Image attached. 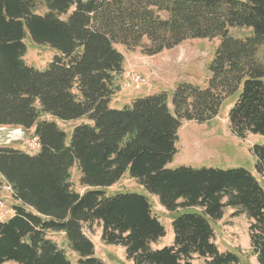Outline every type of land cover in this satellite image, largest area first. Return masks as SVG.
Returning <instances> with one entry per match:
<instances>
[{
  "label": "trees",
  "instance_id": "obj_1",
  "mask_svg": "<svg viewBox=\"0 0 264 264\" xmlns=\"http://www.w3.org/2000/svg\"><path fill=\"white\" fill-rule=\"evenodd\" d=\"M236 27L253 33L234 37ZM28 33L58 51L45 70L25 61ZM215 37L221 41L206 88L179 84L171 103L161 92L110 107L124 73L125 55L116 44L154 55L188 39ZM238 91L231 131L264 134V0H0V126L35 128L40 140L36 154L0 145V175L19 202L16 214L0 222V264H72L50 232L65 233L78 264H105L85 231L95 223L102 240L124 246L132 264H192L196 257L204 264H241L216 242L213 222L226 207L250 219L252 252L264 264L259 179L242 167H168L182 121L215 118ZM46 115L93 123L76 126L67 144V133ZM252 150L264 175V143ZM75 164L84 192L72 182ZM127 172L167 211L199 208L173 219V244L153 248L166 227L148 196L104 190Z\"/></svg>",
  "mask_w": 264,
  "mask_h": 264
},
{
  "label": "rangeland",
  "instance_id": "obj_2",
  "mask_svg": "<svg viewBox=\"0 0 264 264\" xmlns=\"http://www.w3.org/2000/svg\"><path fill=\"white\" fill-rule=\"evenodd\" d=\"M46 7L38 5L37 12L44 13ZM73 8L70 10L71 13ZM66 18L67 15H63ZM252 28L236 27L230 29L234 37L245 38L252 35ZM221 38H193L183 41L173 48L165 49L154 55L142 53L141 48L129 50L122 44H116L117 48L125 55L124 65L130 66L126 74L121 77L120 91L112 97L110 107L122 109L130 105L137 97H144L165 92L171 103L174 91L179 84H192L206 88L212 76L213 64L217 48ZM27 46L25 61L28 65L40 70L48 68L50 62L58 51L47 43H37L28 33L24 39ZM140 73L148 78V83L140 89L129 87L127 75ZM126 92V93H123ZM240 91L227 98L221 107L220 113L215 118L198 122L195 120H183L179 129V139L176 143L177 153L168 164L169 168L191 166L194 168H237L242 167L252 172L264 187V175H260L256 168L257 159L253 153L255 144L264 143V134L249 133L246 137L234 134L229 125V110L239 96ZM125 94V95H124ZM172 106V104H170ZM56 122L67 133V144H70L73 130L83 123H93L88 117H79L71 120H62L52 115H46ZM34 129V131H33ZM35 134V128L28 129L27 135ZM15 149L36 154L39 149L31 150L24 140H13L2 144ZM81 171L78 164L72 168V182L77 191L84 192L87 188L80 183ZM2 180L0 175V181ZM2 182V183H1ZM0 182V196L10 205L18 204L11 190L2 180ZM108 195L119 193H139L149 197L153 210L166 227V235L159 240L165 246L174 242L173 219L185 212H195L196 207L180 209L169 212L160 203L159 197L147 191L145 186L127 172L117 183L104 188ZM31 209V208H30ZM33 211V209H31ZM235 209L225 208L221 220L213 222L216 228V241L220 251H231L238 254L241 264H259L256 255L252 252L250 239V219L246 214L233 215ZM87 235L96 242V256L100 257L105 264H132L126 255V249L122 245L109 244L102 240V227L95 223L93 227L85 226ZM48 237L57 242L59 247L65 250L72 264H78L79 254L75 252L64 232H50ZM172 238V240H171ZM158 240V241H159ZM205 259L196 257L192 264H204ZM3 264H20L9 260Z\"/></svg>",
  "mask_w": 264,
  "mask_h": 264
},
{
  "label": "built area",
  "instance_id": "obj_3",
  "mask_svg": "<svg viewBox=\"0 0 264 264\" xmlns=\"http://www.w3.org/2000/svg\"><path fill=\"white\" fill-rule=\"evenodd\" d=\"M148 83L147 76L140 73H131L127 76L126 85L129 87H135V89H140L141 86ZM25 144L28 149L36 150L40 148L39 137L35 134L27 136L25 139ZM11 190V187L8 186ZM16 214V209L14 205H10L5 201L3 197L0 196V222L7 221L9 218Z\"/></svg>",
  "mask_w": 264,
  "mask_h": 264
},
{
  "label": "water",
  "instance_id": "obj_4",
  "mask_svg": "<svg viewBox=\"0 0 264 264\" xmlns=\"http://www.w3.org/2000/svg\"><path fill=\"white\" fill-rule=\"evenodd\" d=\"M27 136V129L23 127L0 126V145L13 140H24Z\"/></svg>",
  "mask_w": 264,
  "mask_h": 264
},
{
  "label": "crops",
  "instance_id": "obj_5",
  "mask_svg": "<svg viewBox=\"0 0 264 264\" xmlns=\"http://www.w3.org/2000/svg\"><path fill=\"white\" fill-rule=\"evenodd\" d=\"M132 64L130 65V66H125L124 65V74H126V72L125 71H127V69L128 68H132ZM132 72H130L128 75H130ZM127 75V76H128ZM123 93H126V92H123ZM126 94H128V93H126ZM125 95V94H124ZM27 131H28V129H27ZM33 131H34V129H33ZM8 186V185H7ZM11 192H12V190H11ZM215 228V227H214ZM215 233H216V228H215ZM93 240V239H92ZM171 240H172V238H171ZM94 241V243H95V248H96V242H95V240H93ZM217 242V241H216ZM152 246H153V248H162V247H164L165 246V244L164 243H161V240H159V241H157V242H154L153 244H152Z\"/></svg>",
  "mask_w": 264,
  "mask_h": 264
}]
</instances>
